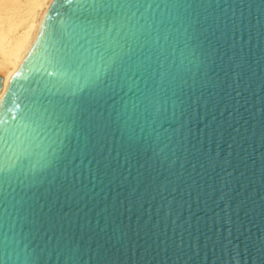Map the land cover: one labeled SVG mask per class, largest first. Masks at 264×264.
Wrapping results in <instances>:
<instances>
[{"label":"water","instance_id":"1","mask_svg":"<svg viewBox=\"0 0 264 264\" xmlns=\"http://www.w3.org/2000/svg\"><path fill=\"white\" fill-rule=\"evenodd\" d=\"M80 2H53L0 106V166L6 153L13 156V130L20 132L37 99L66 96L73 109L87 108L83 120L68 121L63 146L76 157L75 180L71 168L54 167L26 190L32 207L20 213L17 229L53 205L63 217L54 231L29 237L30 249L71 245L81 264H220L221 251L230 249L235 264H261L264 0H139L153 5L141 13L166 21L164 55L176 51L164 61L167 103L134 133L120 114L135 96L127 88L109 91L115 67L87 62L105 82L99 84L69 79L53 66V57L83 35L75 18H83ZM186 46L194 54L184 60ZM149 58V73H129L134 90L159 83L156 57ZM130 135L135 143L127 149ZM160 141L166 156L158 155Z\"/></svg>","mask_w":264,"mask_h":264},{"label":"snow or ice","instance_id":"2","mask_svg":"<svg viewBox=\"0 0 264 264\" xmlns=\"http://www.w3.org/2000/svg\"><path fill=\"white\" fill-rule=\"evenodd\" d=\"M68 2L71 3V0ZM145 7L152 8L153 5L146 6L139 0H81L78 9L83 18L75 13L73 15L79 21L83 35L73 45H66L67 50L62 51L61 55L53 57V66L62 76L71 79L76 75L77 81L83 76L89 83L105 82L88 65V61L95 65L99 58L106 65L115 67V74L109 77L112 81L109 91L114 92L117 87L120 91L127 88L135 96L130 108L125 105L124 112L120 114L126 128H131L133 133L134 125L141 119H151L167 103L171 80L164 61L169 56L175 59L176 51L173 49L164 55L165 50L159 42L162 39L169 40V34L164 28L166 21L145 16L140 12ZM144 52H148L149 56H144ZM84 53L88 55L82 59ZM193 54L187 46L179 53L184 60ZM152 55L156 57L159 83L150 90H134L129 83V73H149L152 69L149 57ZM105 87L108 85L105 84ZM103 91L101 88L100 92ZM66 99V96L63 99H37L36 107L30 110L27 122L20 132L13 130V156L9 157L6 153L5 163L0 166V264H81L80 252L71 245L57 244L55 248L47 245L32 249L29 247V237L34 236L35 232L41 229L45 234L54 231L63 219L55 205L44 216L33 211L32 218H24V223L17 229L20 213L26 205L28 208L32 207L25 199L26 190L37 182L42 172L63 166L66 172L71 168L73 180L76 178V157L65 151L63 146L68 138V121L71 119L75 123L76 119L83 120L87 108L80 104L73 109L72 105L65 104ZM77 111L79 116L76 115ZM95 123L94 120L87 121L90 128ZM5 143L7 144V139ZM134 143L135 137L130 135L127 149H132ZM167 147L160 141L157 145L158 155L166 156ZM80 174L83 175L82 169ZM13 212L16 213L15 216ZM25 251L31 255H22ZM259 251L264 255V242ZM220 264H235V256L230 249L221 251ZM261 264H264V259Z\"/></svg>","mask_w":264,"mask_h":264},{"label":"bare ground","instance_id":"3","mask_svg":"<svg viewBox=\"0 0 264 264\" xmlns=\"http://www.w3.org/2000/svg\"><path fill=\"white\" fill-rule=\"evenodd\" d=\"M54 0H0V106L21 69Z\"/></svg>","mask_w":264,"mask_h":264},{"label":"rangeland","instance_id":"4","mask_svg":"<svg viewBox=\"0 0 264 264\" xmlns=\"http://www.w3.org/2000/svg\"><path fill=\"white\" fill-rule=\"evenodd\" d=\"M54 1H55V0H54ZM54 1H53V2H54ZM53 2H52V4H53ZM52 4H51V6H52Z\"/></svg>","mask_w":264,"mask_h":264}]
</instances>
